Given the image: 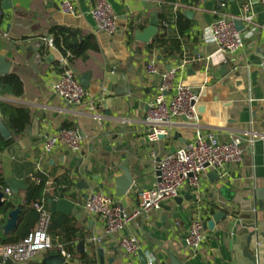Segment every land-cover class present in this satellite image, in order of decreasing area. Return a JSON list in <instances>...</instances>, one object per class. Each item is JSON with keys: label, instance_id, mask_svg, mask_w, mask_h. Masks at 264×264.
Segmentation results:
<instances>
[{"label": "crops", "instance_id": "crops-1", "mask_svg": "<svg viewBox=\"0 0 264 264\" xmlns=\"http://www.w3.org/2000/svg\"><path fill=\"white\" fill-rule=\"evenodd\" d=\"M62 1L10 0L9 9L1 5L0 55L10 64V71L19 76L23 95H0V106L7 104L29 111L31 122L27 131L21 139L14 141L18 143L27 137H36L38 146L31 145L11 153L9 150L12 145L0 154L3 184L10 178H16L23 180L27 186L17 194L11 193L8 199L14 209L20 210L15 227L3 230L6 215L0 209V245L15 244L24 238L15 242L19 235L23 236L19 228L26 222L25 213L19 207L24 205L27 190L35 184L32 178H36L35 174L38 173L45 180V193H50L49 199L64 198L75 205L73 213L67 218L50 214L56 221L49 228L53 243L51 253L60 256V250H64L70 255L71 264H88L82 259L91 261V264H100L95 250L104 246L102 264H109L110 259H113L112 264H141L137 254L124 256L119 247L121 235H104L102 224L84 211V203L91 192L114 197V185L107 179L121 175L119 167L124 162L138 192L153 188L157 162L193 138L194 128L185 124V121L177 120L170 127L169 138L161 137L157 142L149 143L147 134L151 126L144 120L148 105L161 83V75L168 67L174 68L185 60V71L176 77L175 83H182L198 92V109L202 110L199 112L200 130L215 134L221 143L243 138V134L248 131L263 138L254 142L252 151L247 149L243 141L241 161L229 165L221 180L210 181L207 175L211 171L203 174L198 186L186 184L181 189L175 198L179 203L174 199L165 201L157 211L146 217V223L131 219L123 235L137 237L138 251H142L147 261L153 264H171L166 251L172 252L179 264H237L229 237L239 228V213L248 214L251 221L264 222V71L260 68V59L264 56V8L258 0L227 2L225 15L237 20L242 5L249 1L255 15L253 22L256 29L252 36L244 38L240 50L224 56V64L218 59L217 48L201 41L204 30L216 20L212 11L217 9V0H202L197 5L187 4L185 0L167 4L172 13H193L192 19H189L193 26L186 33L187 40L181 48L182 57L179 60L162 58L159 50L149 53L147 45L137 42L128 45L129 21L141 18L146 28L151 14H159L161 1L108 0L117 16L118 25L117 31L111 36L96 30L89 17L90 3L87 0H71L75 15H64L60 11ZM52 25L76 32L78 41L90 35L97 47L96 52H87L85 61H76V68L72 70L76 72L74 74L78 80L83 74L90 73V83L86 89L88 96L83 107H66L50 89L58 76L62 57L56 49L46 45L49 39L46 38L47 28ZM240 32L244 35L246 31L243 29ZM137 49H141V55L136 54ZM153 56L156 57L158 75L147 77L145 67ZM104 73L112 82L115 75H125L131 88L129 97L116 99V104L109 108L101 105L100 81ZM92 103H96L99 120H94L89 110ZM105 110L109 111L108 116L103 115ZM1 118L4 122L2 115ZM34 121L38 128L37 136H31ZM60 128L79 130L82 136L79 155L63 148L50 155L42 154L45 135H51ZM176 134L179 136L177 139L174 138ZM82 180L89 185L88 189L77 187ZM223 186L236 197L253 199L254 209L243 212L238 206L227 204L219 194ZM4 189H7L5 184L0 187L2 192ZM53 192L57 196L52 198ZM189 197H192L191 201ZM116 202L121 205L119 199ZM133 202L131 208L134 210ZM44 203L48 210L47 200ZM213 205L224 207L228 211L227 219L213 231L203 230L204 239L198 250L193 252L187 247L185 238L194 212L201 211L207 220L206 210ZM259 206L263 210H259ZM37 217L35 213L33 218L36 220L30 231ZM65 219H70L73 229L71 235L75 242L72 244V253L62 244L65 231L62 223ZM7 240L14 243H3ZM112 247L114 250L110 251ZM48 253H42L28 264H41Z\"/></svg>", "mask_w": 264, "mask_h": 264}, {"label": "built area", "instance_id": "built-area-1", "mask_svg": "<svg viewBox=\"0 0 264 264\" xmlns=\"http://www.w3.org/2000/svg\"><path fill=\"white\" fill-rule=\"evenodd\" d=\"M0 0V27H1V3ZM90 3L89 17L97 31L107 35H113L118 29L117 16L108 0H87ZM127 1V0H121ZM264 8V0H258ZM227 0H220L218 8L212 11L215 21L207 27L201 36L202 43L214 45L217 48V56L221 63H226L224 56L234 54L243 47L244 38L252 36L256 29L254 13L251 3L248 1L242 5L241 15L237 20L243 23L245 34L237 31L234 26L235 18H228L224 9ZM60 11L64 15H75L71 0H63ZM166 27V24L163 23ZM48 48H53L52 40H46ZM215 57V56H214ZM187 62L183 60L179 65L170 68L161 75V83L157 93L148 105L145 113V122L151 126L147 140L155 143L159 138L171 136L170 127L177 121L193 127V138L183 147L172 153L166 154L155 167L156 183L153 188L143 189L136 193V205L132 217H126L123 209L114 197H107L101 193L91 192L84 203V211L90 217L97 219L102 224L105 236L121 235L119 247L124 256H135L139 250L137 237L123 235L127 224L131 219L139 216L147 217L157 211L165 201L175 199L181 189L188 184L190 187L199 185L201 176L209 171L215 172L220 178L225 176L226 168L231 164L241 161L243 150L242 142L247 149H253L254 142L263 138L260 135L248 131L243 138H233L228 143H221L213 133H203L199 122V94L192 87L182 83H175L176 77L185 71ZM59 72L50 89L66 107L80 108L85 106L88 96L76 75L73 73L66 58L59 61ZM260 68L264 71V56L260 59ZM147 77L158 75L156 57L153 56L145 67ZM264 103V96L262 98ZM96 103L89 106L94 120H99L95 110ZM82 136L77 129L60 128L53 134L45 137L41 152L50 155L59 148L66 149L75 155L81 151ZM264 174V158L262 162ZM35 184L40 181L32 178ZM11 192L3 191V200L8 201ZM197 204L198 201H195ZM34 209L38 215L37 222L22 240L15 244L0 245V264H28L42 253L51 251L53 243L49 235L51 215L45 208L44 200L35 204ZM205 217L201 211L194 212L185 243L189 249L196 252L204 239L203 222ZM60 256L66 264H71V257L64 250H60ZM147 264H153L148 262Z\"/></svg>", "mask_w": 264, "mask_h": 264}, {"label": "water", "instance_id": "water-1", "mask_svg": "<svg viewBox=\"0 0 264 264\" xmlns=\"http://www.w3.org/2000/svg\"><path fill=\"white\" fill-rule=\"evenodd\" d=\"M231 0H227L229 2ZM10 0H3L1 5L3 8L9 9ZM185 16L188 19H192L193 13L187 12ZM234 26L237 31H242L244 26L243 23L239 20L234 21ZM158 23L157 17L155 14H151L149 25L141 31H137L134 34V40L137 43L143 45H149L152 40L158 34ZM137 55H141V49H137ZM10 64L6 62L5 57L0 55V76H4L10 72ZM170 67L167 68L169 70ZM224 69V68H223ZM76 73V72H74ZM114 83L111 81L112 79L105 76V73L101 77L100 81V89L102 92V101L101 105L105 108H109L111 105L116 104V99L118 98H126L129 97L130 93V85L126 82L125 75L118 74L115 75ZM80 85L87 89L90 83V73H85L79 78ZM201 109H198V112H201ZM103 115L108 116L109 111H104ZM38 135V128L36 125V121L32 124L31 136ZM48 135H45L47 137ZM0 137L7 142L9 146H12L9 152H15L16 150H24L29 148L31 145L34 147L38 146V141H36V137H27L22 141L15 143L12 132L7 127V125L3 122L1 118L0 112ZM44 137V138H45ZM179 136L176 134L175 139ZM42 138V140L44 139ZM121 175L117 177H108L107 181L112 182L114 185V197L119 199L121 202V207L123 209V214L126 217H132L133 209L131 208V202L134 201V205H136V193L138 192V187L134 184L133 176L130 170L126 167V162H124L120 167ZM156 175L158 173L156 172ZM207 178L212 181L221 180L220 176L215 172H210L207 175ZM6 188L12 193L17 194L19 190H24L27 188L25 182L23 180H18L16 178H10L5 181ZM79 189H88L89 185L82 180V182L77 185ZM219 194L222 199L227 203L234 206H238L241 211H251L254 209L253 199L247 200L242 199L240 197H236L235 194L229 191L225 186L219 189ZM190 201L192 197H189ZM177 203L180 201L174 199ZM48 211L51 215L59 214L64 217H69L74 210V203L68 199H48L47 200ZM4 206L3 200V192L0 190V209ZM259 210H263L261 206H259ZM20 214L19 209H13L6 214V223L3 227V230H9L17 225V219ZM206 214L208 219L203 222V230L213 231L215 227L227 219L228 211L224 209V207L216 206L215 209L209 207L206 210ZM136 222L146 223V217L139 216L134 219ZM239 228L233 231L230 234V247L235 254V260L237 264H264V222H258L250 219V216L245 213H239ZM89 247V245H88ZM110 251L114 250V248H110ZM95 254L99 263L102 264L104 259L105 250L104 246L95 250ZM166 255L171 264H179L175 259V256L172 252L166 251ZM137 256L141 262V264H147V258L143 254L142 251L137 252ZM154 256V255H152ZM113 263V259H110L109 264ZM41 264H66L65 260L54 253L49 252L46 257L43 258Z\"/></svg>", "mask_w": 264, "mask_h": 264}, {"label": "trees", "instance_id": "trees-1", "mask_svg": "<svg viewBox=\"0 0 264 264\" xmlns=\"http://www.w3.org/2000/svg\"><path fill=\"white\" fill-rule=\"evenodd\" d=\"M161 1L159 14L157 13V23L159 27V33L153 39V41L146 46V49L149 53H152L154 50L160 51V57L176 59L179 60L182 57V46L187 40L186 33L192 28L193 22L189 20L185 13L181 11L171 12L167 8V4L175 2L176 0H158ZM188 4L197 5L202 0H185ZM220 0H217V8ZM29 16V15H27ZM166 24V27L162 25ZM143 19L141 18H132L127 26V39L128 45L135 43L134 34L137 31L144 29ZM52 40L53 48L56 49L62 57L66 58L71 69L74 70L75 63L78 60L85 61L86 54L88 51H97V47L92 40L90 35H86L82 38L81 41L77 40V33L67 29L58 27L55 25L47 28L46 38ZM2 43H0V47ZM6 60V59H5ZM8 63V62H7ZM0 95H9L13 97H21L23 95V84L16 73L9 72L4 76H0ZM1 115L4 118V123L12 132L14 140L21 139L27 131V128L31 122L30 113L28 110L23 108H13L7 104H1L0 106ZM8 144L5 140L0 137V154L3 153L7 148ZM32 175V174H31ZM35 177L40 181L39 184H32L26 192L24 205L19 207L23 213H25V221L19 228V232H23V236H18L15 242L19 241L21 238L25 237L30 231V227L35 222L36 211L34 209L35 204L41 201V199H49L50 193H45V180L38 173L35 174ZM70 186V183H68ZM0 187H4L3 181L1 179L0 173ZM59 194V193H58ZM52 198L57 196V193L53 192L51 194ZM215 209L214 205L212 206ZM14 209V206L11 202L6 201L2 208L4 215L8 213L9 210ZM70 219H65L62 223L65 226V231L63 233L64 240L62 244L64 248L72 253V244L75 242L72 239V228L70 226ZM56 221L54 217H51V224H55ZM10 243L12 241L7 240L3 243ZM14 243V242H12ZM48 251V252H52ZM45 252V253H48ZM83 258V257H82ZM82 262L91 264V261L82 259Z\"/></svg>", "mask_w": 264, "mask_h": 264}]
</instances>
